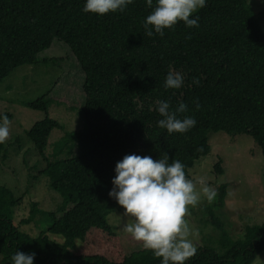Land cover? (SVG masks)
<instances>
[{"label":"trees","instance_id":"16d2710c","mask_svg":"<svg viewBox=\"0 0 264 264\" xmlns=\"http://www.w3.org/2000/svg\"><path fill=\"white\" fill-rule=\"evenodd\" d=\"M83 2L0 0V83L20 66L46 63L39 54L54 40L62 43L83 75L86 139L85 152L57 158L68 141L61 142L64 135L49 145L51 131L59 125L47 115V93L23 104L45 114L26 137L42 162L38 173L62 201L50 212L30 203L21 225L40 214L50 221L31 236L12 224V210L22 197L0 184L3 263L11 264L17 250L35 253L33 264H159L147 249L125 254L107 222L109 214L122 210L107 195L114 164L127 154L153 159L166 154L169 162L183 164L187 178L195 161L210 152L209 132L249 136L264 159V32L248 0H206L194 13L198 27L177 22L163 36L154 33L151 38L142 27L151 11L144 0L102 17L83 12ZM169 70L183 74L180 89L163 87ZM194 77L198 85L192 83ZM157 100H167L172 108L183 102L187 110L181 116H192L195 126L183 134L158 128ZM214 171L222 174L219 161ZM215 190L205 220L219 230L220 252L198 246L185 264H252L264 252V223L246 226L242 236L232 240L216 213L224 208L226 185Z\"/></svg>","mask_w":264,"mask_h":264},{"label":"rangeland","instance_id":"374dc122","mask_svg":"<svg viewBox=\"0 0 264 264\" xmlns=\"http://www.w3.org/2000/svg\"><path fill=\"white\" fill-rule=\"evenodd\" d=\"M248 3L253 7L264 32V0H248ZM39 58L48 61L20 66L0 83V114L7 113L10 120L9 136L3 143V150L0 149V184L10 189L15 197H22L21 204L12 210V224L31 236L45 230L50 221L40 214L30 223L21 225L20 221L28 217L30 203L37 202L39 209L50 212L62 200L48 188L46 178L38 173L43 165L26 137L28 129L45 114L30 110L23 104L47 93V115L59 125L51 131L49 145L65 138L64 135L67 137L61 142L68 141V147L57 158H65L69 154L77 156L86 151L82 111L83 75L67 47L56 40L48 50L39 54ZM6 86H10V89L7 90ZM207 141L209 154L195 161L187 178L193 181L197 192L200 177H204L206 183L215 189L226 185L224 208L216 213L230 238L237 240L246 226L264 223V159L258 146L246 135L209 132ZM218 161L222 174L214 171ZM213 200L208 202L201 196L195 207H189L185 220L190 229L189 238L196 248L207 245L220 252L219 230L205 220V208ZM69 207L71 205H67L66 209ZM106 219L118 235L119 246L125 254L144 249L140 242L124 232L123 225L128 218L123 216V209L112 212ZM47 235L61 242L60 237ZM252 264H264V252Z\"/></svg>","mask_w":264,"mask_h":264},{"label":"clouds","instance_id":"9594fccd","mask_svg":"<svg viewBox=\"0 0 264 264\" xmlns=\"http://www.w3.org/2000/svg\"><path fill=\"white\" fill-rule=\"evenodd\" d=\"M132 3L133 0H84L82 11L102 17L110 12H124ZM205 3L206 0H155L154 3L144 0L145 6L151 8L142 22L144 35L163 36L164 30H171L177 22L186 28L198 27L194 13ZM192 83L198 85L199 81L194 77ZM183 84L184 76L177 70H169L163 80L166 90L180 89ZM154 104V111L160 117L156 126L168 134H183L195 126L192 116H181L187 110L183 102L175 108L167 100H157ZM9 125L8 117L0 114V144L9 136ZM113 173L107 195L128 218L123 225L124 232L158 257L159 264H185L196 253L185 216L201 196L211 202L216 196L215 188L200 177L197 192L193 181L186 178L183 164L179 160L169 162L166 154L157 159L149 155H124L114 164ZM34 256L33 252L15 250L10 261L11 264H33Z\"/></svg>","mask_w":264,"mask_h":264}]
</instances>
